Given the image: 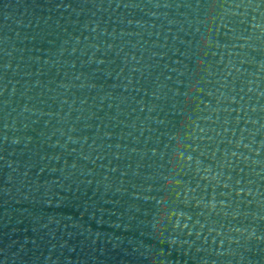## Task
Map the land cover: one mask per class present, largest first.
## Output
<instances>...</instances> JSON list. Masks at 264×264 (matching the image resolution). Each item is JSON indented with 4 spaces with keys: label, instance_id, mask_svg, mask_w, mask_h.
I'll list each match as a JSON object with an SVG mask.
<instances>
[{
    "label": "water",
    "instance_id": "obj_1",
    "mask_svg": "<svg viewBox=\"0 0 264 264\" xmlns=\"http://www.w3.org/2000/svg\"><path fill=\"white\" fill-rule=\"evenodd\" d=\"M0 264H264V0H0Z\"/></svg>",
    "mask_w": 264,
    "mask_h": 264
}]
</instances>
